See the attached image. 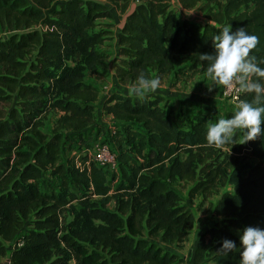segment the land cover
Instances as JSON below:
<instances>
[{
    "label": "trees",
    "instance_id": "trees-1",
    "mask_svg": "<svg viewBox=\"0 0 264 264\" xmlns=\"http://www.w3.org/2000/svg\"><path fill=\"white\" fill-rule=\"evenodd\" d=\"M55 1L0 0V35L8 33L0 39V256L10 245V264H68L66 253L78 264H182L166 246L184 243L196 218L169 182H195L200 166L202 177L190 196L209 197L226 184L237 191L223 193L213 207L217 220L197 239L193 264H240V232L247 226L264 229V135L241 144L240 129L230 143L210 146L212 117L206 112L195 114L184 129L163 96L113 93L100 111L121 126L117 150L113 147L117 170L109 177L87 156L64 158L72 146L86 145L94 129L100 90L85 80V72L104 76L100 47L109 32L95 29L98 20L114 16L97 0H69L54 8ZM105 1L121 14L136 3L118 33L121 85L137 87L141 74L159 80L173 74L175 86L187 73L206 70L209 62L198 57L215 54L213 37L228 26L258 38L249 55L264 68V0H207L201 6L209 20L204 25H180L170 0ZM202 1L179 4L192 10ZM69 59L72 68L66 66ZM51 96H57L51 105L61 115L47 133ZM252 97L243 93L241 101ZM233 114L230 110L225 119ZM228 147L234 156L218 162L220 150ZM48 171L60 177L58 190L40 188ZM72 201L99 224L74 233L63 228ZM223 239L236 244L227 255L218 251Z\"/></svg>",
    "mask_w": 264,
    "mask_h": 264
},
{
    "label": "rangeland",
    "instance_id": "rangeland-1",
    "mask_svg": "<svg viewBox=\"0 0 264 264\" xmlns=\"http://www.w3.org/2000/svg\"><path fill=\"white\" fill-rule=\"evenodd\" d=\"M69 0H56L54 3V8H58L60 5L67 3ZM99 2H106L105 0H97ZM207 0H203L195 9L185 10L179 4V0H170L171 9L176 14L178 23L181 25L184 21H188L194 24H202L204 25L209 20L206 18L205 13L201 10V6H204ZM108 3V2H107ZM134 3L133 5H135ZM113 6V5H112ZM115 18L113 19H100L98 20V26L95 31H107L109 34L107 35V41L100 47V50L105 55V59L107 61H103L100 66L101 70L104 72V76L99 78H94L89 75L88 72H85V80L88 82H94L98 89L100 90V99L99 103H97V108L95 111L96 114V122L94 123V129L90 130L92 134L88 136L99 137L102 140H115L116 132L120 125L113 122L109 117L103 116L100 111L101 100L105 99L109 95L113 94L116 91H120L118 88V80L116 76V65L119 61L118 48L116 46V30H118L119 21L122 20L120 15V11L114 7ZM119 11V12H118ZM8 36L7 32H3L0 35V39H3ZM66 66L72 68L75 66V63L69 59L66 62ZM114 69L115 76H112L110 73H106L105 70ZM109 68V69H108ZM167 77V76H166ZM165 77V78H166ZM159 80V81H163ZM120 84V83H119ZM181 88L184 87L185 93H188V108L182 107L184 100H172L168 101V112L175 118L177 123L184 129H188L190 127V122L194 120V115L201 112H206V114L213 116L212 124L216 123L219 119H225L226 110L223 108H217L213 105L212 99L219 95L221 98V90L223 85H214L210 78L207 75V69L203 70L195 75H191V73H187L186 77L180 82ZM176 86V85H175ZM58 96V95H57ZM56 96V97H57ZM54 96L49 98L48 107L45 109L44 115V131L47 133H51L54 129L58 118L61 115V112L57 109H54L51 105L53 102ZM179 101V102H178ZM223 101V100H222ZM224 102V101H223ZM230 109H232V104L229 102H224ZM204 105H210V113L207 109L205 111ZM87 136V137H88ZM115 150H117V141L113 144ZM220 158L218 162H228L234 156V152L232 151V147L222 148L219 152ZM71 154L69 151L64 152V158H70ZM141 162V160H139ZM257 163V161H256ZM201 167H197V176L195 182H186L176 180L173 182H169V186L176 190L181 196V204L190 209L196 218L195 225L191 229L190 235L188 239L177 246H166V249L171 251H179L180 257H182V264H190V256L193 248V243L195 237L198 236L199 232L206 227H210L214 224L216 218L213 214V207L219 201L221 195L225 192L236 193L237 188L233 185L226 184L225 186H221L212 196L205 195H195L190 196V190L194 186V184L201 180L202 173ZM111 180V179H110ZM113 182L112 180L110 181ZM61 179L57 174H54L52 171H48L45 173L43 178L40 181V188L42 190H47L51 192L52 190L60 187ZM117 184H113L116 186ZM80 194V193H79ZM81 195V194H80ZM98 200V198H93L92 201ZM110 210L114 209V202L112 201L108 207ZM84 208L80 204L79 201H72L67 207L65 211V215L63 217V228H66L70 232L77 231H87L99 224L97 221H93L88 219L85 216ZM22 233V232H21ZM12 250V246H7V255L0 256V263L2 264H10L9 254ZM183 256H186L183 258ZM65 257L68 258V264H78L69 253L65 254ZM193 264V263H192Z\"/></svg>",
    "mask_w": 264,
    "mask_h": 264
},
{
    "label": "clouds",
    "instance_id": "clouds-1",
    "mask_svg": "<svg viewBox=\"0 0 264 264\" xmlns=\"http://www.w3.org/2000/svg\"><path fill=\"white\" fill-rule=\"evenodd\" d=\"M230 27H224L213 37L215 54L203 53L200 61H207V75L214 85L231 87L236 85L239 93H252L250 101H242L231 118L219 119L211 124L206 132V141L210 146L221 147L234 139L237 130L244 129L245 137L241 143L255 140L264 135L261 123L264 121V68L260 67L255 57L249 55L257 45L258 38L248 34L244 28L230 32ZM255 77L256 79H253ZM159 87V79L138 77V86L130 92L140 95L143 91H155ZM233 145V144H232ZM240 264H264V229L247 226L239 234ZM236 248L234 241L223 239L220 250L224 255Z\"/></svg>",
    "mask_w": 264,
    "mask_h": 264
},
{
    "label": "built area",
    "instance_id": "built-area-1",
    "mask_svg": "<svg viewBox=\"0 0 264 264\" xmlns=\"http://www.w3.org/2000/svg\"><path fill=\"white\" fill-rule=\"evenodd\" d=\"M235 89L236 85L233 84L231 87L223 85L221 90V99L232 104L231 111L233 113L237 110V105L242 102L241 95L243 94ZM86 139L87 144L83 145L81 149H79L78 145L72 146L70 157L87 156L89 160L101 167L110 177L118 168L117 152L113 148L115 140H102L96 137L95 134L94 136H86ZM77 165L80 166V163L77 162Z\"/></svg>",
    "mask_w": 264,
    "mask_h": 264
},
{
    "label": "crops",
    "instance_id": "crops-1",
    "mask_svg": "<svg viewBox=\"0 0 264 264\" xmlns=\"http://www.w3.org/2000/svg\"><path fill=\"white\" fill-rule=\"evenodd\" d=\"M104 4H106L110 10L112 11L113 13V16L115 18V14L114 12L115 9H114V6H112L111 4L107 3V2H102ZM134 8V5L132 4L129 9L127 10L126 13L124 14H121V17H122V20H120L118 23L119 26H118V30H116V34H115V37H116V46L118 48V33L121 31V28L123 26V23L125 21V17L133 10ZM208 23V22H206ZM101 51V50H100ZM102 52V51H101ZM107 61L105 58L103 59V61ZM101 69V68H100ZM109 69V68H108ZM103 71V70H102ZM106 73H110L112 74V76L116 77L115 76V71L114 69H111L110 67V70H105ZM173 82H174V76L173 74L172 75H169L167 76L166 78H164L163 81H159V87L155 90V91H151V90H148V91H143L141 92L140 95H136V94H133L132 92H130V89L134 88V87H130V86H124V85H121L118 83V88L120 89V91H116L114 93H118V94H122V95H128V96H132V97H140L144 94H149V93H152V94H155V95H160V96H163L167 101H169L170 99L172 100H175V99H178V100H184V101H187V102H184L182 107H187L188 108V93H185L184 91V87L180 90L181 88V84L180 82H178L176 84V86L173 85ZM95 86H97L94 82H92ZM103 100H101V103H102ZM179 102V101H178ZM212 102H213V105H215V107L217 108H221V109H225L226 110V113L229 112L231 109L226 105L224 104V102L222 101L221 98H219V95L216 96L215 98L213 97L212 99ZM99 103V102H98ZM209 107H211L210 105H208ZM101 107V106H100ZM203 112V110H201ZM207 113H210V110L209 112ZM213 117V116H211ZM111 119V117H109ZM172 118L175 120V118L172 116ZM216 218V217H215ZM217 220V218H216ZM215 220V221H216ZM215 223V222H214ZM208 227L204 228L203 230H201L198 234L197 237H195V240H194V243H193V248H192V251H191V256H190V264L193 263L192 261V256H193V251L195 249V245H196V242H197V239L199 238V236L207 229ZM175 253H178L179 254V251H175ZM186 257V256H183V258Z\"/></svg>",
    "mask_w": 264,
    "mask_h": 264
}]
</instances>
